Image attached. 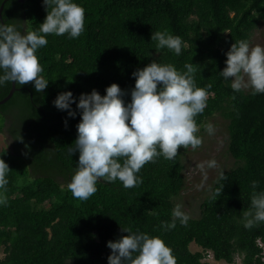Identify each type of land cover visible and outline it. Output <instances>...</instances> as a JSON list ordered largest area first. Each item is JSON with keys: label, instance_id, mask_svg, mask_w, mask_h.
Returning a JSON list of instances; mask_svg holds the SVG:
<instances>
[{"label": "trees", "instance_id": "16d2710c", "mask_svg": "<svg viewBox=\"0 0 264 264\" xmlns=\"http://www.w3.org/2000/svg\"><path fill=\"white\" fill-rule=\"evenodd\" d=\"M72 2L85 10L84 31L78 38L49 34L47 45L36 52L48 87L37 93L34 82L15 84L12 98L0 106V133L7 126L21 155L0 147V159L13 166L6 175L7 206L0 204V264H108L107 243L127 235L121 231L125 227L161 238L177 264H208L201 261L206 251L215 261L232 264L239 257L242 264H262L264 222L246 229L241 221L250 207L251 182H259L255 191H264V93L234 91L232 78L225 80L219 73L231 45L250 42L264 22V0ZM1 14L0 24L15 22L26 32L38 31L47 12L43 0H6ZM165 30L181 38L180 55L157 50V42L151 41L152 33ZM153 60L181 72L186 63L194 64L196 86L208 91L207 106L195 118L197 126L203 129L215 116L224 119L227 154L234 161L233 168L221 172L226 178L220 173L214 181L199 217L190 218L186 227L177 220L167 231L161 224L172 221L184 186L183 153L191 146L179 148L173 160L160 156L145 164L136 174L143 182L134 188L119 180H99L96 193L86 201L75 199L57 180L61 177L67 185L78 166L79 152L71 156L68 149L78 135L80 95L95 89L104 96L115 83L125 92L127 105L135 87L132 73ZM11 88L10 82L0 86V100ZM68 91L76 101L71 105L74 118L53 103ZM20 136L23 142L17 140ZM29 166L42 176L32 178ZM218 188L221 193L214 200ZM191 244L200 251L192 252Z\"/></svg>", "mask_w": 264, "mask_h": 264}, {"label": "clouds", "instance_id": "9594fccd", "mask_svg": "<svg viewBox=\"0 0 264 264\" xmlns=\"http://www.w3.org/2000/svg\"><path fill=\"white\" fill-rule=\"evenodd\" d=\"M43 3L47 15L38 31L22 32L15 22L0 24V86L9 82L19 86L34 82L36 92H43L49 81L41 75L44 69L37 50L47 45L49 34L67 33L70 38H78L84 31L83 7L72 0H43ZM151 41L157 42V50L167 48L176 55L181 53V38L167 30L152 33ZM226 56V67L219 75L225 80L232 78L234 91L250 87L253 95L264 93V47H250L247 40H238ZM184 68L186 71L181 72L172 64L153 60L143 69H137L132 73L135 87L127 105L122 99L125 92L115 83L106 88L104 96L95 89L90 94L80 95L76 105L81 112L76 126L78 135L74 146L68 149L71 156L79 152L78 166L67 184L75 199L88 200L96 193L99 180L109 183L119 180L125 188H134L143 182L136 174L145 164L155 163L160 156L173 160L179 148L186 150L191 146L195 150L202 145V138L196 135L200 129L195 118L207 106L208 91L196 86L193 63H186ZM75 102L72 92L68 91L60 93L53 103L74 118L76 112L71 105ZM205 130L209 135L214 133L210 123L205 125ZM17 140L23 142L21 136ZM216 166L215 160L207 162L208 168ZM199 167L203 169L204 164ZM10 171L9 165L0 159V189L4 190L0 192V204L5 206L9 183L6 175ZM225 178L221 173V179ZM258 184L255 180L251 182L250 207L242 212L241 222L246 229L264 222V191H255ZM220 193L221 189H216L212 198L215 200ZM189 219L177 204L172 210V221L162 222L161 227L166 231L174 229L177 220L186 227ZM121 231L127 235L107 243L111 249L108 264H177L172 249L161 238L134 232L130 227ZM209 255L213 258L212 252L206 251L201 261L208 263Z\"/></svg>", "mask_w": 264, "mask_h": 264}, {"label": "rangeland", "instance_id": "374dc122", "mask_svg": "<svg viewBox=\"0 0 264 264\" xmlns=\"http://www.w3.org/2000/svg\"><path fill=\"white\" fill-rule=\"evenodd\" d=\"M249 45L250 47L257 45L264 47V22L253 32ZM245 81H247L246 77ZM249 88L250 87L242 89L247 90ZM209 123L213 125L214 133L209 135L204 126V128L199 131L200 137L203 140L202 145L195 150L190 148L183 153V163L185 166L183 173L184 186L179 197L176 199V205L180 204L181 210L189 215L190 218L199 217L200 205L205 197L210 194L211 187L218 175L234 167L233 159L227 154L226 121L220 116H215L208 121V124ZM0 147H7L12 154H20V151H15L14 142L7 130V126L5 127L4 133H0ZM210 160H215L217 162L215 168L207 167V162ZM201 164H204L203 169L199 167ZM9 168L12 170L9 173L13 172V166L9 165ZM29 169L32 178L42 176L41 174H34L35 172L32 171L30 166ZM57 180L62 183L63 186H67L63 178L57 176ZM190 250L192 252L200 251L194 244L190 245ZM2 256L3 254L1 253L0 257ZM207 262L209 264H226L224 262H215L211 255H209ZM239 263H241V260L236 258L235 264Z\"/></svg>", "mask_w": 264, "mask_h": 264}, {"label": "water", "instance_id": "95a60500", "mask_svg": "<svg viewBox=\"0 0 264 264\" xmlns=\"http://www.w3.org/2000/svg\"><path fill=\"white\" fill-rule=\"evenodd\" d=\"M6 0H4V2H5ZM4 2L1 4V6H0V19L2 20V14H1V12H2V10H3V7H4ZM1 23H3V22H1ZM15 91H16V88H15V83H13L12 84V88H11V90L9 91V93H8V95L5 97V98H3L2 100H0V106L1 105H3V104H5V103H7L11 98H12V96L14 95V93H15Z\"/></svg>", "mask_w": 264, "mask_h": 264}, {"label": "flooded vegetation", "instance_id": "af4514ba", "mask_svg": "<svg viewBox=\"0 0 264 264\" xmlns=\"http://www.w3.org/2000/svg\"><path fill=\"white\" fill-rule=\"evenodd\" d=\"M8 119H9V116H8ZM19 122H15V124H18ZM5 124H14V121L13 122H9V123H5ZM2 134V133H1Z\"/></svg>", "mask_w": 264, "mask_h": 264}, {"label": "built area", "instance_id": "2783aa9c", "mask_svg": "<svg viewBox=\"0 0 264 264\" xmlns=\"http://www.w3.org/2000/svg\"><path fill=\"white\" fill-rule=\"evenodd\" d=\"M262 262H263V264H264V256L262 257Z\"/></svg>", "mask_w": 264, "mask_h": 264}]
</instances>
